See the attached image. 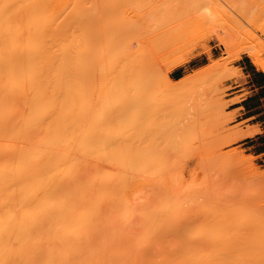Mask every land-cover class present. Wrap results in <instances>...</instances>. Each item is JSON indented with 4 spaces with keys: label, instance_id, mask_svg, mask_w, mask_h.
<instances>
[{
    "label": "rangeland",
    "instance_id": "obj_1",
    "mask_svg": "<svg viewBox=\"0 0 264 264\" xmlns=\"http://www.w3.org/2000/svg\"><path fill=\"white\" fill-rule=\"evenodd\" d=\"M149 1H69L73 12L72 20L75 27L74 81L72 88L73 142L75 150L87 151L86 153L88 154L86 155L88 156L86 157H88L89 166L108 168L106 169L107 173L108 170L116 171L114 167L117 165L115 166L114 161L119 163L118 166H121L120 163L122 161L130 160L132 157L136 160L141 159V161L143 158H149L153 160L154 164L161 166L158 172H153L154 174L146 178L147 181L143 179L139 172L138 174L141 177L139 175L137 177L135 176L136 178L132 179V181L130 178L127 179L130 180L131 184L128 183L130 186H125L126 183H124L125 185L123 184V187L127 188H125L126 190L123 188L119 189L120 186L117 183L112 185L113 188L108 185L111 190L105 187L109 191L107 192L108 196L105 195L103 198L104 201L100 200V202L102 201L101 206L97 203L96 205L100 207V214L104 215L101 216L105 217L106 213V216L110 217L109 219L107 217L106 219L100 217V219H105V222L109 220L108 223L111 221V225L109 227L102 226L101 229L97 227L98 229L95 231L92 228L95 224H91V228L96 232V235L99 229L100 232L103 231L102 236L99 233L97 235L98 238L96 236L92 237V240H94V237L97 238L96 240L98 242L96 243L94 241V243L102 244L103 246L93 247H99L100 249V247L104 248V246H107L104 251L102 250L103 254L105 253V256L110 259L111 252L113 254L115 252V254H118L117 257L112 255L111 259L115 261L116 258H121V261L126 260L131 262H137L142 259L145 262L149 260L150 262L167 261L172 258L173 260H180L183 259L182 254L187 252L185 251L188 248L187 246L195 243L192 238H196V242H199L201 247L196 243L195 246L198 247L195 248L194 246V248L198 249L200 247L199 250L201 253L199 252V260L201 262L202 260L203 262L205 260H212L213 262L215 260L225 262L251 261L253 254L258 253L256 252L258 249L256 238L245 234L242 239H238L234 233H230L231 229L229 227L232 226L231 228L234 229L235 224L239 222V218L237 221H234V224H230V226H226L227 223H224L217 225V227L215 225L216 223H213L216 222L213 217L215 214L209 210L212 214L207 212L210 216L208 217L207 215L206 217L205 212L208 209L212 210L210 207L212 205L210 203L212 199L213 202L216 200L219 203L220 208L221 205L223 208L224 204L222 203H225V201L227 205L231 202L228 206L224 205L225 208H223V211L227 209L225 210L227 211L226 213H228L230 208L231 212L237 211L238 214H251V216L264 213V100H261L264 94L259 93L256 90L257 87L251 86L253 83L250 82L252 74L257 77L261 76L264 79V70L253 64L252 58L244 53V49L247 47H255L259 43L264 44V33H262L264 32V0H192L194 2H192L193 4L199 3L200 6L199 4L198 6L201 9L197 8L199 16L191 10L194 15L191 14L190 17L192 18L193 16L192 19H194L196 25L191 29L189 28L184 34L182 33L181 35L183 36L175 37V39L172 37L174 40L172 39L173 41L170 45L166 42L167 44L164 45H166L167 51L164 50L167 53L161 50V52L164 51L162 52L164 55L167 54V57L164 56V59L167 58L168 61L171 60L173 62V60H176L174 63H179V59H182V61L180 60V64L176 63L177 65L169 61L170 64L174 65L170 67L171 69L163 66L164 71L167 72L169 70L168 75L174 83L179 81L181 83H177L176 91L174 93L170 92L171 94L169 91L168 94L167 91H164L166 85L163 84H159L152 89L137 91L130 98L129 105L126 108L128 112L123 116L125 120L121 123L122 127H119L117 122L105 120L104 117L110 112V110L107 112L108 105L104 112L101 110L102 103L99 94L101 91V80H99L100 82L96 80L98 78L96 77L98 76V71H100V66L96 67L100 63L99 50L101 45H103L102 43H105L104 37L108 39L114 36L110 35L112 33L111 31H114L115 27L119 26L120 23L122 24L126 19L133 21L136 15V19L138 20V15L145 13V8H149L147 7L149 6ZM38 2L40 0H0V4H2L0 5V15L1 12L5 14L2 17L0 16L1 20L3 18L6 19V12L10 13L12 11L14 13V19H11L9 15V20H16L18 14L20 13L19 16L21 15V12L15 13L17 11L14 10L16 7L34 5ZM147 2L148 4L145 7ZM2 7L4 10L7 7L9 9L7 8L6 12H4V10H1L3 9ZM10 8L13 10L9 11ZM142 9L144 12H142ZM18 10L20 11L21 9ZM195 15H197L199 20ZM140 18H142L141 15ZM79 21L84 22L83 27H86V29L83 28L85 35H81L82 38L78 33ZM194 22L192 21L191 23L195 24ZM8 23L10 24V21ZM4 26L7 27V23ZM1 35H3V32ZM177 35L179 36V34ZM9 37L10 35L7 39L10 40ZM221 40L227 41L228 46ZM161 52H158V55ZM261 52L262 57L264 56V48H262ZM177 58H179L178 61ZM96 62L99 63L95 64ZM243 63L247 65L246 69L241 67ZM79 64L81 68L78 67ZM95 69L96 76L94 75V77H96V82L93 84L92 71H95ZM251 69L254 72H251ZM119 132H121L122 143H120V139L118 140L120 136H117V134ZM105 138L108 145H105L104 151L100 149V143ZM116 142L120 145L119 150L121 149L123 152L122 157L119 156V152L115 153L118 149ZM193 149H197L195 150L196 152ZM114 150V153L119 156L116 155L119 159L114 157ZM188 150L192 153L191 155ZM187 152L188 155L185 156ZM113 158H116V160L112 161ZM107 160L111 165L106 162ZM202 161L205 162L204 165L206 166H203ZM143 162H146V160L143 159ZM110 173L113 175L115 172L113 173L111 171ZM124 191L125 193H121ZM201 191L203 192L201 193ZM109 193L112 196L115 193V197L119 194L120 201L118 200L119 196L116 197L117 201L114 196V199L112 196H109ZM106 198H108V201ZM109 199L113 200L112 203ZM144 201L147 203L146 205ZM150 201L152 202L150 203ZM238 202H241L243 205ZM143 203L145 207L141 206ZM202 203L203 205L204 203L206 205L210 203V208L207 205L206 208L208 209L204 208L206 210H201ZM149 204L151 205L149 206ZM152 205L155 209L151 208ZM163 205L166 207L165 209L162 208ZM214 208L216 209L214 210ZM159 209L164 214V216L162 214L161 220L159 218L161 213L160 215L158 214ZM146 210H148L149 214L153 215V218L156 219L157 217L156 220H153L155 224L161 225L159 226L160 229L158 232V226L151 223L153 227L150 225V231H153L152 228L154 231L147 234L148 236L145 235V230H147V233L149 232L148 227L150 223H144L146 221V217L144 216L147 212ZM150 210H152L151 212L154 210L156 212L158 211V215L154 216L153 213L155 211L151 213ZM213 210L214 213L216 211L218 212L215 206ZM141 213H144L143 216L145 218L143 219L142 217L144 221L140 220L139 217H135L142 215ZM171 214L176 216V218L179 215V219L173 220L174 216ZM125 215H129V217L130 215H134L135 220L132 218V223H135L133 224L134 226H131V223L130 226L129 224L128 226L125 224L127 219L129 222L131 221ZM194 215H197V217H193L195 222L192 220V216ZM228 215L235 214L229 213ZM236 215L234 220L237 218ZM166 216H172V218L169 217L172 220L165 218L167 219L166 221H169L165 222L164 219V222H162V218ZM244 216L242 215L240 218L242 221L239 222V227L238 225L236 226L238 228H244L243 230L245 232H249L250 226L246 225L243 219ZM158 219L162 223L157 224L156 221H159ZM101 220L100 222L102 223ZM147 220H149L147 222H150L152 219L150 220L147 217ZM179 220L180 222L184 221L182 224H186V220L189 222L191 220L189 223V228L191 227V229H187V225L184 229H187V232L185 231L186 233L189 232L186 236L181 233L184 231L182 227L184 228L185 226ZM177 221L181 226H173L174 223L178 224ZM192 222L194 223L192 224ZM208 222L210 225L207 224ZM96 223L98 225L99 221ZM101 223L98 226H101ZM162 224L164 227L165 225L167 226L164 229V232H166L165 236H162L163 233L160 232L164 228ZM211 224L213 225L212 227ZM178 227L182 231H178ZM94 228L96 227L94 226ZM103 228H111L107 231L113 230L112 233H115H113L114 237L110 235L111 238L105 239V236L109 237L108 234L110 232L104 235L105 231ZM211 228L214 232V237L212 236V238L210 237L208 239L209 237L207 236V240L205 239V235ZM231 231L233 232V230ZM94 232L92 231V235ZM122 232L125 235L121 236ZM133 232L134 234L130 235ZM197 232L199 233V237ZM226 232H229V234ZM151 233L153 235H150ZM117 235L120 242L116 238ZM124 236L125 238H123ZM187 237L191 238V243ZM92 240L90 241L91 245L94 244ZM103 240L105 242L104 244ZM150 243H152V246ZM142 246L144 247L139 248ZM174 246L177 248L173 249ZM202 246L204 247V253L202 252ZM148 247H150V250ZM209 250L210 254H208ZM233 250L234 252H232ZM235 250H238V252H235ZM163 251L166 253L163 254ZM205 251H207L208 255H205ZM101 253L99 252V254ZM216 253L219 256H215Z\"/></svg>",
    "mask_w": 264,
    "mask_h": 264
},
{
    "label": "bare ground",
    "instance_id": "obj_2",
    "mask_svg": "<svg viewBox=\"0 0 264 264\" xmlns=\"http://www.w3.org/2000/svg\"><path fill=\"white\" fill-rule=\"evenodd\" d=\"M69 1L70 0H40V2L34 5L16 7V9H14L17 10L15 13L21 12L20 16V13L18 14L17 19L15 17L16 20H9V15L11 19H14L13 11L10 13L6 12V9H9V7L5 10L3 7V9H1L7 13V16L6 19L3 18L1 20L2 15H5L1 12L0 264H264V213H260L258 215L254 214V216H251V214H238L237 211L234 212L233 210V212H231V208L228 213H226L227 211L225 210L227 209L223 211V208H225L224 205H227L225 204L226 201L225 203L221 202L224 205L223 208L221 205L222 210H220L221 208L219 203L215 200L218 204L217 206L212 199L211 202L208 199L212 205L210 203L207 204L208 208L211 207L212 210L206 208V203H204L205 207H203L204 205L202 203L200 209L203 211L208 209L205 212L206 217L207 215L209 217L212 213L215 214L213 217L216 222L213 223H216V226L224 223H227L226 226H230V224H234V221H237L238 218L239 222H241V216L245 215L243 219L246 225L250 226L249 232H245V230H243L244 228H238L240 224L239 222L235 224L234 229L231 228L232 226L229 227L233 230V232L230 229L229 230L230 233H234L235 237L237 236L236 238L238 239H242L245 234L256 238L258 243H256L258 245L256 252L258 253L253 254L251 261L225 262L215 260L213 262L212 260H205L203 262L202 260L201 262L199 260V248L201 246L199 245V242H196V238H192L195 241V243L192 244L190 240L191 238H188L189 236L187 238L190 240L191 245L186 248L189 251L183 248L187 252L182 254L183 259L179 258L180 260H173L172 258L167 261L150 262L149 260L148 262H145L142 259L137 262H131L126 260L121 261V258H116L115 261L111 260L112 255L117 257L118 254H115V252L114 254L111 252L110 259L105 256V253L103 254L102 250L104 251L107 246H104V248L100 247V249L99 247L95 248L96 246H103L102 244H96L98 242L96 240L98 238L97 235L100 233L99 235L102 236L103 234V231L100 232L101 227H109V225H111V221L108 223L109 220H106L107 222H105L106 217L107 219L110 217L106 216V213L105 217H103L104 215L100 214L101 211H99V206H101V202L104 201L103 198L105 195L108 196L107 192L109 191L106 190L105 187L109 188L108 185H110V187L113 188L112 185L117 183V185L120 186L119 189H125L126 187H123L124 183H126V185L124 184L125 186H130L131 184L130 180L127 179L130 178L132 181V179L136 178L138 175L140 176L138 172L141 173L143 179H146L150 175L154 174L153 172H158L161 166L154 164L153 160H150L149 158H143L146 162L142 163L143 159L141 161V159L136 160L133 159V157L130 160L122 161V163H120L121 166H118L119 163L114 160H116L119 156L122 157L123 152L121 149L119 150L120 145L117 141L118 143L116 142V144L118 145V151H113V155L116 158L112 159L115 166L117 165L114 167L116 171L108 170L107 173L106 169L108 168L104 169L105 167L103 168L101 166H89V160H87L88 157H86L88 156L86 155L88 154L86 153L87 151L75 150L73 142L72 108L75 27L72 20L73 12ZM192 2V0H152V2L150 0L149 4L147 2L145 5V7L147 4L149 5L147 6L149 7L147 8L149 10L143 6V8H145V13L139 14V17H137L138 20L136 19L137 15L134 16L136 20L134 18L133 21L126 19L125 22H122V24L118 23L119 26L115 27L114 31H111L112 33L110 35L114 36L109 38L107 37L109 40L104 37L105 43L101 42L103 45H101L99 50L100 63H95L100 64L96 66H100V71H98L99 73L97 72L98 76H96V69L95 71H92V83L94 84V82H96V77L99 78L96 79L98 82L101 80V84L99 83L101 85V91L99 93L101 97L100 101L102 103L101 110L104 112L107 109V105V112L110 110L109 114L104 117L105 120L115 121L119 124V127H122L121 123L125 120L123 116L128 112L126 108L129 105L130 98L135 95L137 91L152 89L157 87L159 84L166 85L164 91H167V94L168 91L169 93H174V91H176L175 89L178 86L177 83L181 82L179 81L174 83L168 75L169 70L167 72L164 71L163 66L171 69L170 67L174 66L172 64H176L177 62L174 63L176 60H173V62L169 60L172 63L170 64L167 58L164 59V56L167 54L164 55L162 52L166 50V45L164 44L168 43L170 45L175 37L183 36L181 35L182 33L184 34L185 31L196 25L194 19H192L193 16L191 18L190 15L193 14L192 12L198 15L200 4H193L194 2ZM152 3L154 4L150 7ZM18 9L21 10L19 11ZM11 10L13 9L10 8L9 11ZM191 10L193 11L191 12ZM142 12H144L143 9ZM140 15L142 18H140ZM197 15L195 16L197 17ZM9 21L10 24L8 23ZM192 21L195 24L191 23ZM6 23L7 27L4 26ZM83 23L81 21L78 23L79 36L85 35L84 29H86V27H83ZM261 29L259 30L262 32ZM2 32L6 37L1 35ZM176 34H179V36H176ZM9 35L10 40L7 39ZM172 37H174V39ZM1 40L4 42L2 43ZM221 41L228 46L227 41ZM256 46L245 48L244 53L252 58L253 64L264 70V58H262L264 56L261 57V51L262 48H264V44L259 43ZM161 50L164 51L161 52ZM154 52H157V55ZM158 52H161L162 54H160L162 56L160 54L159 56ZM178 59L179 58H177V61ZM180 60L182 61V59H179V63L177 64L181 63ZM78 67L81 68L80 64ZM94 75L96 77H94ZM117 136H120L118 140L120 139L119 141H121V132H119ZM120 143H122V141ZM105 145H108L106 138L101 141L100 149L104 150V147H106ZM189 151L190 150H188V152ZM114 152H119V156ZM188 152L185 156L188 155ZM189 154L191 155L192 153L189 152ZM135 160L139 161L137 162L138 164ZM203 161V166H206ZM106 162H108V160ZM109 165L111 164L109 163ZM205 168L202 169L206 170ZM103 171L106 173H103ZM109 171H112L113 173L115 172V176L113 177L114 174L111 175L112 173ZM109 173L111 176H108ZM109 190L111 189L109 188ZM118 192L120 193L119 190ZM202 192L203 191H201V193ZM121 193H125V191ZM109 194V196H112L111 193ZM114 195L116 194L114 193L113 196ZM117 196H119L118 200L120 201V195L118 194ZM107 199L108 198H106V200ZM100 200L102 201L100 202ZM109 200H111L112 203L113 200ZM151 202L152 201H150V203ZM96 203L99 204V206L96 205ZM144 203L141 204V206L145 207L147 203H145V205ZM230 203H228V205H230ZM238 203L242 204L241 202ZM150 205L151 204H149V206ZM209 205L211 206L209 207ZM214 206L217 207L218 210L216 213H214L216 208L213 210ZM151 208L155 209L153 205ZM162 208L165 209L166 207L163 205ZM148 210L146 211L148 212ZM209 210L212 213L209 212ZM151 211L152 210H150V212ZM154 211L156 215L153 213ZM154 211L151 212L154 216H157L158 214L160 215L161 213L159 217L161 220L163 211L159 209L158 214V211ZM147 212L145 215L144 213H141L142 215L135 216L139 217L140 220H143L146 217V221L143 220L144 223H150L148 227L149 232L147 233V230H145V235L154 231L153 228V231H150V225L151 223L155 224L153 221L155 218H153V215L149 214V212L147 214ZM207 212L210 214H207ZM229 213L235 215L237 214L239 216L236 215L237 218L234 220L235 215L230 216L228 215ZM133 216L130 215L131 218L129 215L127 216L131 220L130 222L128 219L126 220V218H124L127 226L128 224L129 226L131 224V226H134L133 224L135 223H132V220H135V218ZM177 216L178 218L174 216L175 218L173 217V220H178L179 215ZM186 216L188 217V215ZM100 217L105 219L101 220ZM147 217L152 220L147 222L149 221L147 220ZM169 217L172 218V216L163 217L162 222H164L165 218L170 219ZM193 217H197V215L192 216V218ZM160 220L156 221L157 224L162 223ZM166 220L167 219H165V222L169 221ZM183 220L185 219L183 218ZM192 220L194 221V218ZM98 221V225L101 223V226L96 225V222ZM179 222L178 224L174 223L173 226L180 225ZM182 222L184 223V221ZM182 222L180 223L182 224ZM190 222L186 220V224H182L185 226L184 228L182 227V229L184 230L188 226L187 229L190 230ZM194 222H192V224ZM91 224L95 225L92 226ZM207 224H209V222ZM236 225H238V227ZM91 226L95 231H97V227H100L97 235L96 232L92 230ZM94 226L96 228H94ZM156 226H158L157 231L159 232V226L161 225ZM212 226L213 225L211 224V227ZM165 227L167 226L165 225ZM165 227L161 229L162 231H160L163 233L162 236L166 235V232H164ZM179 227L178 231L181 228ZM103 229L105 231L104 235H107L110 232L108 234L109 237L105 236V239L114 237V232L112 233L113 230L107 231L111 228ZM187 229L180 231H182L181 233L186 236V234L189 233H186ZM92 231L94 232L93 235ZM215 232H217V230H215ZM226 233L229 234V232ZM131 234H134V232L130 233V235ZM213 234L214 232L212 228L211 230L209 229L206 235L204 234L205 239L208 237V239H210L212 236L214 237ZM123 235L125 234L122 232L121 236ZM150 235H153V233ZM93 236H96L97 238L94 237V240H92ZM116 238L120 242L118 235ZM123 238H125V236ZM91 240L93 243L96 241V243L91 245ZM104 243L105 242L103 240V244ZM196 243L200 246L198 249H195L198 247L195 246ZM150 244L152 246V243ZM240 245L242 246V244ZM143 247L144 246L139 248ZM139 248H137V250H139ZM148 248L150 250V247ZM176 248L177 247L174 246L173 249ZM202 249L201 250L204 253V247ZM164 251L163 254L166 253H164ZM99 252L102 253L99 254ZM208 252V254H210V250ZM232 252H234V250ZM235 252H238V250H235ZM208 254L207 251H205V255ZM215 256L219 255L216 253ZM200 257L203 258L202 255H200Z\"/></svg>",
    "mask_w": 264,
    "mask_h": 264
},
{
    "label": "crops",
    "instance_id": "obj_3",
    "mask_svg": "<svg viewBox=\"0 0 264 264\" xmlns=\"http://www.w3.org/2000/svg\"><path fill=\"white\" fill-rule=\"evenodd\" d=\"M241 67L243 69H246L247 68V65L243 63V64H241ZM251 72H254V70L251 69ZM250 82L253 83L251 86L257 87L256 90H258L259 93L264 94V79H262L261 76L257 77V76H254L252 74V79L250 80ZM261 100H264V97H262Z\"/></svg>",
    "mask_w": 264,
    "mask_h": 264
}]
</instances>
